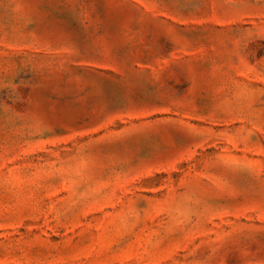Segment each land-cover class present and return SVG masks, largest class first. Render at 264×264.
I'll return each mask as SVG.
<instances>
[{
    "label": "rangeland",
    "instance_id": "rangeland-1",
    "mask_svg": "<svg viewBox=\"0 0 264 264\" xmlns=\"http://www.w3.org/2000/svg\"><path fill=\"white\" fill-rule=\"evenodd\" d=\"M0 264H264V0H0Z\"/></svg>",
    "mask_w": 264,
    "mask_h": 264
}]
</instances>
